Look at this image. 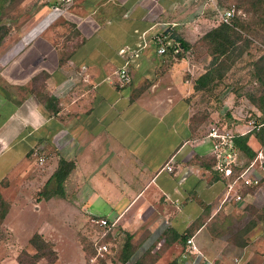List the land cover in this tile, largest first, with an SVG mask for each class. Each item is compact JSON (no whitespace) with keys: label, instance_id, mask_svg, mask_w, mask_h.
I'll list each match as a JSON object with an SVG mask.
<instances>
[{"label":"crops","instance_id":"crops-1","mask_svg":"<svg viewBox=\"0 0 264 264\" xmlns=\"http://www.w3.org/2000/svg\"><path fill=\"white\" fill-rule=\"evenodd\" d=\"M175 5L47 0L0 59V77L25 96L0 87V110L12 104L0 120V180L7 173L4 153L23 158L43 146L56 160L50 174L59 158L74 164L63 190L76 210L62 222L104 217L112 223L111 237L120 230L136 253H156L151 264H254L248 232L235 224L264 189L242 188L241 202H221L224 183L211 169V140L207 129L198 130L207 103L196 98L205 90L193 89L206 57L180 46L157 54L152 41L164 33L171 44L175 33L192 45L195 30L175 21ZM124 63L130 81L119 86L114 72ZM41 88L47 97L38 101ZM253 140L259 144L250 134L252 151L259 147ZM98 205L107 210L91 211ZM165 255L171 257L166 262Z\"/></svg>","mask_w":264,"mask_h":264},{"label":"rangeland","instance_id":"rangeland-1","mask_svg":"<svg viewBox=\"0 0 264 264\" xmlns=\"http://www.w3.org/2000/svg\"><path fill=\"white\" fill-rule=\"evenodd\" d=\"M46 1L12 0L4 2L3 7L0 6V59L16 43L23 24L35 21L38 9ZM213 1L221 9L233 7V16L240 30L239 40L226 54L219 57L224 68L221 79L210 86L209 90L203 91L201 97L196 98L199 103H207L204 108L201 106V114L205 116L198 130L203 132L214 122H221L233 130H243L247 127L248 119L258 116L262 119L263 116L257 106L259 96L264 94V21L261 14L263 0ZM175 4V21L182 28L190 25L195 30L193 34L196 37H192V45H189L190 55L205 56L207 66L211 58V46L202 36L217 25L212 4L208 3L203 7L200 0H194L192 4L175 0ZM5 81L7 80L0 77V87L9 94L16 93L15 96L23 100L24 93L20 89L9 88ZM36 97L38 101H43L47 95L41 88V94ZM11 105L9 103L5 108L1 107L0 120L6 112L12 110ZM199 118L201 117L194 114V120ZM253 142L256 144V141ZM256 147L257 144L253 148ZM262 147L264 152V145ZM34 148L38 150L36 155L31 149L24 153L23 158H13L8 156V152L4 153L7 157L1 169H5L7 173L0 180V195L7 202L8 210L0 222V264H122L119 253L124 235L120 230L113 237L109 232L102 235L103 231L90 221L91 216L79 224L62 222L61 220L70 217L76 210L69 205V192L63 198L38 199V192L56 160L50 152L45 153L43 146L41 149L38 145ZM260 196L258 202L245 207V213H238L241 215L235 224L236 228L244 225L239 230L248 232L247 239L255 255L249 257L254 260V264H264V214L260 209L264 194ZM90 209L96 214L107 210L102 205ZM242 216H247V219L242 220ZM33 234L37 237L30 242ZM103 241L107 243L104 256L92 259L95 253L93 242L99 244ZM161 250L157 251V257ZM135 251L133 249L131 258L143 255V262L146 264H151L156 258V253L150 255L148 251L145 254ZM170 258L165 255L163 260L166 262Z\"/></svg>","mask_w":264,"mask_h":264},{"label":"built area","instance_id":"built-area-1","mask_svg":"<svg viewBox=\"0 0 264 264\" xmlns=\"http://www.w3.org/2000/svg\"><path fill=\"white\" fill-rule=\"evenodd\" d=\"M59 2H66L67 0H56ZM212 4V9L217 17V23L231 24L233 17V7L219 8L213 0H205V5ZM152 41L156 46L157 54H164L167 48L177 50L179 45L176 42L171 44L168 42L167 35L164 33H157L152 37ZM116 82L119 86H124L130 81V72L127 63L119 66L115 72ZM247 129L245 131H237L221 122H214L207 126L206 136L211 140L210 154L212 158L211 169L220 177L224 183L223 196L221 202L233 201L241 202L242 192L241 189L245 188L256 192L264 189V152L263 147L258 144V149L254 150L252 158L242 161L240 156H245L241 151L233 146L232 138L235 135H242L251 130H258L264 121L259 119V116L254 119H248ZM35 153V152H34ZM37 153V152H36ZM41 160V158H39ZM167 171H171L170 165H165ZM264 214V198L260 206ZM90 221L100 228L104 235L110 232L112 223L104 217L95 216L90 218ZM190 251L195 249L191 238L186 239ZM94 258L103 257L107 251L106 242H93Z\"/></svg>","mask_w":264,"mask_h":264},{"label":"trees","instance_id":"trees-1","mask_svg":"<svg viewBox=\"0 0 264 264\" xmlns=\"http://www.w3.org/2000/svg\"><path fill=\"white\" fill-rule=\"evenodd\" d=\"M10 2L12 0H0V6L3 5L4 2ZM3 7V6H2ZM1 7V9H2ZM262 21H264V0L263 6L261 8ZM239 28L237 27L236 20L234 16L231 19V24L217 23V25L207 32H205L202 36L204 40L211 46L210 55L211 59L208 62L207 69L196 77L193 82L194 90H209L210 86H213L216 82L221 79L223 75V64L220 60V56L224 55L229 51V49L236 44L238 39ZM172 39L174 42L178 43L182 50H187L189 44L179 38L175 33L172 34ZM170 49V48H168ZM172 50V49H170ZM169 52L168 50H166ZM257 78H260L259 75L256 74ZM51 99V98H50ZM52 101V100H50ZM258 108L262 112V121H264V94H261L258 98L257 103ZM252 134L257 142L262 146L264 145V124L258 130H251L242 135H235L232 138V143L235 148L241 151L247 158H252L254 152L248 146L247 140L249 135ZM74 164L72 161H66L62 158L57 160V166L49 175V177L43 183L42 189L38 192V199L42 198L44 200L50 197H60L63 198L65 196L63 190V182L68 175V173L72 170ZM8 210L7 202L0 195V222L4 218L5 214ZM37 237L35 234L32 235L30 242H33V239ZM175 239H179L180 241H184L186 238L185 235H177L173 236ZM43 243V242H42ZM43 245H45L43 243ZM133 247L129 242V236H125L120 253H119V261L122 264H146L143 262V255L138 256L135 259H132ZM144 254V253H143ZM168 264H175V261L172 260Z\"/></svg>","mask_w":264,"mask_h":264}]
</instances>
